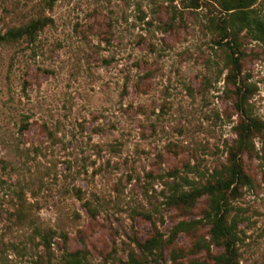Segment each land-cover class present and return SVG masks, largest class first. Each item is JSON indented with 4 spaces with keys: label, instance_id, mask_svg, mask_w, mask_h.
I'll use <instances>...</instances> for the list:
<instances>
[{
    "label": "rangeland",
    "instance_id": "1",
    "mask_svg": "<svg viewBox=\"0 0 264 264\" xmlns=\"http://www.w3.org/2000/svg\"><path fill=\"white\" fill-rule=\"evenodd\" d=\"M253 9L264 20V0ZM225 18L222 0H0L2 35L48 23L0 43V264H68L77 251L82 264H214L208 199L169 196L214 183L238 137ZM238 41L264 127V43ZM254 143V186L232 212L245 218L243 264H264V128Z\"/></svg>",
    "mask_w": 264,
    "mask_h": 264
},
{
    "label": "trees",
    "instance_id": "2",
    "mask_svg": "<svg viewBox=\"0 0 264 264\" xmlns=\"http://www.w3.org/2000/svg\"><path fill=\"white\" fill-rule=\"evenodd\" d=\"M257 0H222L223 10L229 18L218 26L220 37L231 38L233 46H229L232 55L229 57L232 70L227 76V83H232L235 87L234 94L237 97V108L242 118L241 124L237 128L238 137L229 150V159L221 171L215 177L214 183H208L201 187H195L190 191H182L179 185L172 187V193L169 196V203L174 206L183 205L193 207L197 201L206 197L209 201V208L205 219L211 225L210 234L215 248L221 250L214 256V264H243L242 263V245L243 229L245 221L242 211L232 215L234 211V202L241 196L243 187H253L254 182L246 172L243 157L252 155L256 150L254 143L255 132L264 127L252 115L249 109V100L252 96L249 89L241 85L240 79V61L234 55L239 51L240 42L238 35L246 31L256 41L264 43V20L252 15ZM194 5L198 6V3ZM47 21V20H46ZM43 20L32 21L30 24L9 30L6 34H0V43H9L17 40L28 39L34 41L39 33L48 23ZM222 43V42H220ZM187 224H179L171 234V243L175 242L180 232L185 230ZM43 244H49L52 234L42 235ZM173 239V240H172ZM163 244L161 238H153L141 245L144 251L149 247ZM68 264H82L83 257L80 251L69 253L66 256Z\"/></svg>",
    "mask_w": 264,
    "mask_h": 264
}]
</instances>
